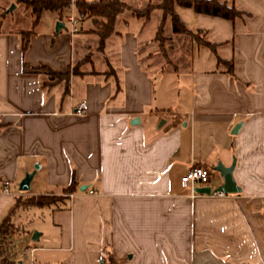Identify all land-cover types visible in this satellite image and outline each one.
I'll return each instance as SVG.
<instances>
[{
	"label": "crops",
	"instance_id": "obj_1",
	"mask_svg": "<svg viewBox=\"0 0 264 264\" xmlns=\"http://www.w3.org/2000/svg\"><path fill=\"white\" fill-rule=\"evenodd\" d=\"M124 1L141 8L155 0ZM219 1L241 15L173 5L184 27L213 46L187 41L181 93L155 65L163 58L153 40L158 9L145 21L122 11L101 47L94 18L76 16L72 5L61 19L42 10L33 28L30 15L23 53L21 31L0 29V222L16 198L61 195L75 182L65 206L13 211L11 219L32 211L38 241L48 231L37 246L14 241L30 264H264V0ZM39 66L68 79L51 82ZM81 100L86 110L77 115ZM232 161L238 192L193 190L220 185L212 168ZM191 166L208 170L209 182H181ZM31 171L29 188L19 190Z\"/></svg>",
	"mask_w": 264,
	"mask_h": 264
},
{
	"label": "trees",
	"instance_id": "obj_2",
	"mask_svg": "<svg viewBox=\"0 0 264 264\" xmlns=\"http://www.w3.org/2000/svg\"><path fill=\"white\" fill-rule=\"evenodd\" d=\"M16 3L22 4L25 9L29 10L32 17L31 27L33 28L38 21L39 15L42 10L56 11L58 19H61L62 15L68 12V9L72 5L75 9L76 16L78 17H91L94 18L93 22L97 25V45L101 47L105 39L111 35L115 30L114 26L120 13L124 10H129L130 13L136 18H141L144 21L148 19L151 12L154 9L161 11L160 24L157 26L153 40L158 45L160 54L166 57L167 50L172 49V44H176L171 35H165L163 25L166 20L170 22V29L172 35L179 37H187L188 41H195L197 43L204 44L211 49L213 46L208 42L203 41L197 36V34L188 31L178 16L173 10V5L177 4L182 7L191 8L196 13H204L208 15L218 16L224 19L232 20L235 17H239L241 12L234 6L227 5L225 2L219 0H155L154 2H148L141 8H132L124 0H14ZM30 30L21 31L20 34V50L23 53L28 45V37ZM174 42V43H173ZM167 49V50H166ZM218 62H223L227 65L228 73H231V64L218 59ZM78 63V62H77ZM74 64V68L77 66ZM38 68L46 70L48 76L54 80H67V72H54L45 66H39ZM34 69V68H33ZM50 82V83H51ZM75 188V182L71 178L69 184L62 189L61 195H38L28 196L24 198H16L14 205L8 209L0 222V264H25L20 262L19 259H12L11 252L7 246L6 239L13 234V225L11 222V215L13 211L20 205H34V206H50L60 202L65 206L64 200L67 194L71 193ZM5 245V246H4ZM108 264H114L111 258L107 260Z\"/></svg>",
	"mask_w": 264,
	"mask_h": 264
},
{
	"label": "rangeland",
	"instance_id": "obj_3",
	"mask_svg": "<svg viewBox=\"0 0 264 264\" xmlns=\"http://www.w3.org/2000/svg\"><path fill=\"white\" fill-rule=\"evenodd\" d=\"M8 0H0V3L3 4V7L0 10V16H4V20L0 23V29L1 30H18L22 31L28 28L29 23V10L25 9V7L22 4H13L8 3ZM128 3H131V5H136L137 1L134 2L132 0H128ZM143 5V4H142ZM142 7V6H141ZM96 28L97 25L95 26ZM164 34L168 35L171 33L170 29V22L169 20H166L163 25ZM183 44L182 45H174L172 44L170 50H167L166 57H158L155 59V65L156 67H159L160 65H164V69L167 72H171L173 74V88L175 91L181 93L184 91L183 85L177 83L176 75L184 74L186 72V68H188V62H189V51L187 49V37H182ZM189 42V41H188ZM78 42H76V45ZM159 50V49H158ZM162 63V64H161ZM155 90L156 92L159 91V79L155 80ZM186 87V86H185ZM50 197H54L49 195ZM57 196V195H55ZM33 210V209H32ZM11 222H13V234H11L8 239H6L7 246L11 252L12 259H19L20 262H25L24 260L27 259L28 264H30V256H24L26 250L22 246H17L14 244V241L17 240L18 242L26 241V239L33 245L37 246V242L42 243L45 239H49L47 232L43 230V236L41 237L40 241H31L30 237L31 234L36 231L39 232L37 229H42V224L37 220V218L32 214V211H20L18 215H15L13 219H11ZM22 224V226H21ZM25 237V238H24ZM5 246V245H4ZM36 254L38 252H35ZM40 254V253H39ZM38 256H35L37 258Z\"/></svg>",
	"mask_w": 264,
	"mask_h": 264
},
{
	"label": "water",
	"instance_id": "obj_4",
	"mask_svg": "<svg viewBox=\"0 0 264 264\" xmlns=\"http://www.w3.org/2000/svg\"><path fill=\"white\" fill-rule=\"evenodd\" d=\"M61 27H63V24L59 21L55 22L54 31L57 32ZM239 124H236L231 131V133H235L236 129L238 128ZM234 166V161L230 163L228 166H223L221 163H217L215 166H213L212 170L215 172H218L219 176L222 179V183L212 190L209 186H201L196 187L193 190L198 193H205L209 194L210 191L212 192H218V193H235L240 190V188L236 185L233 177H232V169ZM33 171L31 172H25L23 177L18 182V189L19 190H27L29 188V182L32 178ZM39 233L34 231L31 234V240L36 241L38 238Z\"/></svg>",
	"mask_w": 264,
	"mask_h": 264
},
{
	"label": "built area",
	"instance_id": "obj_5",
	"mask_svg": "<svg viewBox=\"0 0 264 264\" xmlns=\"http://www.w3.org/2000/svg\"><path fill=\"white\" fill-rule=\"evenodd\" d=\"M67 21L70 24V33L76 31L74 23L75 18L72 14L67 16ZM86 110V103L84 100H81L76 107L73 109V113L77 115L84 114ZM210 173L208 170L204 169L201 166H191L183 175L180 176V181L188 183L191 187L195 183L206 184L209 182ZM88 193H93V190H88ZM70 197V194L68 195Z\"/></svg>",
	"mask_w": 264,
	"mask_h": 264
}]
</instances>
